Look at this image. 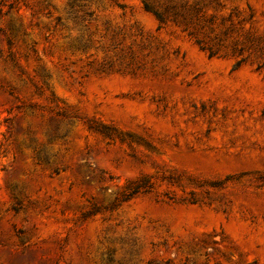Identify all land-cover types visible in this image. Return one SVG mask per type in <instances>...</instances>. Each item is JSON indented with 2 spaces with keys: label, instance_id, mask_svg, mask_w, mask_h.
Instances as JSON below:
<instances>
[{
  "label": "rangeland",
  "instance_id": "rangeland-1",
  "mask_svg": "<svg viewBox=\"0 0 264 264\" xmlns=\"http://www.w3.org/2000/svg\"><path fill=\"white\" fill-rule=\"evenodd\" d=\"M0 264H264V0H0Z\"/></svg>",
  "mask_w": 264,
  "mask_h": 264
}]
</instances>
